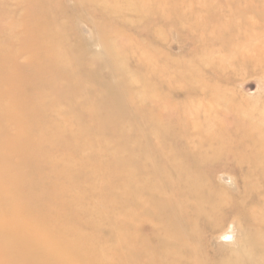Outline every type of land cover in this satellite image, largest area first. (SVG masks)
<instances>
[{"label": "rangeland", "instance_id": "obj_1", "mask_svg": "<svg viewBox=\"0 0 264 264\" xmlns=\"http://www.w3.org/2000/svg\"><path fill=\"white\" fill-rule=\"evenodd\" d=\"M45 3L48 10L28 0H0V53L5 52L0 54V206H72L73 227L96 250L89 254L105 258L106 264H149L152 248L136 241L129 221L139 213L138 199L142 206L151 205L146 199L155 177L162 183L164 171L170 173L176 194L158 193L156 200L171 197L175 206L183 200L186 214L190 205L208 202L203 189L190 197L183 193L185 182L158 152L205 140L201 181L213 192L210 204L226 207L231 197L233 203L241 201L248 193L246 181L251 189L247 206L264 212L260 174H251L233 152L243 136H264V0H170L154 25L136 22L135 5L122 3L123 16L131 20L122 26L123 45L134 48L126 63L139 68L146 57L152 71L143 63L131 78L139 93L121 99L116 89L128 78H113L102 68L101 56L93 58L104 52L98 41L111 27L100 7L77 0ZM50 14L61 24L48 44L51 57L42 59L41 49L35 56L31 46L12 66L8 55L23 49L29 27L38 19L45 25ZM82 24L88 27L85 33ZM137 27L142 33H135ZM142 79L164 83V125L149 121ZM218 215L220 223L222 211ZM241 217L225 218L213 247L225 241V233L231 235L228 245L241 238ZM123 219L129 223L125 238ZM207 224L201 223L204 232ZM149 229L143 230L146 236Z\"/></svg>", "mask_w": 264, "mask_h": 264}, {"label": "bare ground", "instance_id": "obj_2", "mask_svg": "<svg viewBox=\"0 0 264 264\" xmlns=\"http://www.w3.org/2000/svg\"><path fill=\"white\" fill-rule=\"evenodd\" d=\"M45 1L47 0H28L29 3H32V6H40L42 9L48 10ZM77 1L100 7L102 15L110 21L111 27L103 30V36L98 41L100 48L104 47V52L94 54L93 58L96 60L98 55L101 56L102 68L108 71L113 78H128V80H122L128 81L126 85L119 84L122 87L121 90L116 89L120 99L132 93L135 96L139 91H135L134 81H131V78L138 75L144 68V64L148 67L144 69L151 72L152 62H150L151 59L143 57L144 64L141 63L139 68H135L136 70L130 67L129 63H126L131 55L129 51L134 48L133 46L128 48L123 45L122 37L125 34L122 31V26H129L131 20L123 16L125 9L121 7V4L131 3L135 5L131 10L137 15L136 22L147 23L151 20L154 25L162 16H165L167 4L170 0ZM50 16L52 20L45 25H42L43 21L41 22L38 19L34 25L29 27L28 34L25 33L24 48H19L16 52L13 51L8 55L12 66L15 64L12 60H15L14 58L19 55H24L25 52L27 54L31 46L35 56L38 57L41 49V52L44 53L43 56L41 55L42 59L46 60L48 59L46 57H51L48 53V44L51 39L56 38L53 36L59 35L58 30H60L61 24L57 22L55 16L52 14ZM49 28L53 29L50 33H46L45 29ZM85 28L88 30V27L82 24L81 29L83 32ZM137 28L138 30L135 33H142L141 27ZM111 34L113 37L109 38L108 35ZM49 35L50 39L48 38ZM4 54L5 52L1 54L2 57ZM139 58L138 61H141ZM144 81L146 83L140 94H143V99L150 100V106L147 110L151 113V120L149 121L164 125L166 122L160 117L167 104L165 102L167 97H162L164 83H151L147 79ZM96 90L98 91V88ZM46 107H48V104ZM136 107L140 111H144L146 106ZM250 136H243L239 150H233V152L241 164L250 167L249 172L251 171V174H260L259 185H257V188H260L264 186V136L259 138L254 134ZM204 141L202 140L195 145L188 142L190 144H183L182 149H177L178 151L168 152L164 149L163 152L160 150L161 153L158 152V154L160 157L162 155L172 161L171 163L169 160V163L175 172V177L185 182L182 184L183 193L188 194L190 197L203 189L208 193L204 201L209 203L205 202L207 205L204 206L201 204L199 206L190 205L191 213L186 214L185 211L189 206H185L183 200L177 201V206L173 205L174 202L171 197L167 201L156 200L155 195L158 193L161 197L165 195L176 196L174 186L170 183L171 174L164 171L166 173H164L162 180L165 181L159 182L157 178L159 175L156 176L154 183L157 184L152 187L149 197L146 199V202L151 205L145 206L144 203V206H142L143 202L140 203L138 199L139 206L136 210L139 209V213L133 214L130 218L129 222L137 237H135L136 241L141 243L142 246L144 242H147L149 248H152L149 250V264H264V212H257L254 206H247L251 189L246 186V181L244 188L248 193L243 195L241 201L233 203L234 197H231L230 200L228 198V201H230L229 206H218L220 204L214 202L210 204L213 192L205 186L204 181H201L203 175L200 164L202 152L205 149L203 148ZM212 147L210 143L208 149ZM190 157L193 158V161L186 165L185 160H189ZM156 169L158 170L157 166ZM123 183H125L124 180ZM255 188L253 187V189ZM214 193L220 199L225 198L224 202L227 201V197L219 191ZM139 198L143 199L142 196ZM197 198L200 200V196ZM221 211V221L218 223L216 216ZM126 213L123 209V214L125 216L129 215ZM239 216H242L239 220L240 223L237 222L241 225V231L239 232L241 238L228 245L227 242L231 240V235L225 233L221 235L225 241H222L223 243L219 245L214 244L213 247L214 234L225 224V218H238ZM202 222L208 223L206 232L201 230ZM146 227L151 230V234L148 236L143 232ZM128 228L129 223L127 220H121L120 232L122 236H125ZM124 236L123 238H125ZM88 241L86 235L77 232L73 227L72 206H0V264H106L105 258L94 257L89 254L90 250H95V248L89 249ZM228 246L231 247V251L225 254ZM125 247L126 244L123 242L122 248Z\"/></svg>", "mask_w": 264, "mask_h": 264}]
</instances>
